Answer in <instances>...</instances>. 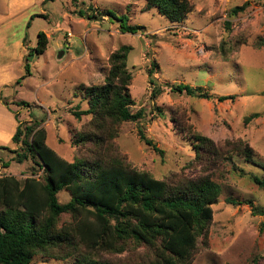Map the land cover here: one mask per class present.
<instances>
[{"label": "rangeland", "instance_id": "obj_1", "mask_svg": "<svg viewBox=\"0 0 264 264\" xmlns=\"http://www.w3.org/2000/svg\"><path fill=\"white\" fill-rule=\"evenodd\" d=\"M187 1L192 11L182 22L170 23L145 0H0V48L8 54L2 60L6 85L0 88L8 104L0 100V146L6 148L0 150V177H32V160L17 163L14 152L24 147L8 138L17 123L41 121L46 145L66 162L92 158L96 146L75 143L89 130L91 116L77 120L72 114L88 109L86 89L104 83L110 55L129 47V109L143 110V117L118 124L103 149L116 151L132 169L159 181L206 176L219 185L211 223L198 236L190 264H264V191L253 182V177L264 180V0ZM236 7L243 10L233 14ZM106 11L120 19L105 16ZM126 26H142L143 31L121 33ZM40 32L46 49L26 62ZM151 62L163 89L154 99L147 77ZM164 84L200 88L211 98L174 94ZM222 96L233 99L218 101ZM21 101L29 106H16ZM15 115L16 124L11 122ZM139 130L161 155L140 140ZM195 136L212 144L196 149ZM239 145L252 150L251 161L237 151ZM225 146L231 151L225 153ZM217 149L220 155L212 153ZM57 199L66 204L69 194L61 191ZM72 223L71 215L63 214L56 227ZM75 247L89 254L76 241ZM67 252L40 253L31 264H79L75 255L65 258ZM89 255L101 264L153 260L146 247L134 244L117 254Z\"/></svg>", "mask_w": 264, "mask_h": 264}, {"label": "trees", "instance_id": "obj_2", "mask_svg": "<svg viewBox=\"0 0 264 264\" xmlns=\"http://www.w3.org/2000/svg\"><path fill=\"white\" fill-rule=\"evenodd\" d=\"M76 1V0H72ZM170 23H180L192 11L187 0H145ZM243 10L236 7L232 13ZM105 16L117 18L109 11ZM125 22V18L121 19ZM121 33L137 34L142 26L120 27ZM47 46L44 33L37 34L36 45L30 49L26 62L33 55H41ZM129 47H121L108 59L109 69L102 85L86 89L88 109L72 115L79 120L91 116L89 130L75 143L96 146L91 159H76L69 163L61 159L46 145V132L41 121L29 126L17 123L11 141L21 143L23 152L16 153L21 164L31 159L32 177L19 181L13 176L0 177V264H31L40 253L58 250L66 257L75 255L79 264H101L93 261L90 253L117 254L127 244L146 247L153 255L147 264H190L198 236L205 235L212 220V208L220 195V187L209 177L175 180L171 183L154 179L146 172L132 169L116 151L103 149V142L115 137V127L122 122H136L143 110L130 112L133 105L128 93L131 74L126 67ZM155 62L147 70L152 86L151 98L163 89L154 77ZM25 69H28L25 63ZM18 81V80H17ZM171 93L188 97L210 99L200 88L184 84H164ZM232 96L217 98L223 102ZM2 104H8L0 95ZM16 106L28 107L24 101ZM256 114L247 118H254ZM26 139L21 140V137ZM29 137V141H27ZM142 142L154 152H162L139 130ZM196 149L206 148L211 141L195 136ZM225 148V153L230 152ZM6 148L0 146V150ZM245 161H251L252 150L239 145L237 149ZM220 155V149L212 150ZM211 154V153H210ZM198 157V156H197ZM3 167H8V163ZM36 169V170H35ZM37 171L41 174L36 177ZM253 182L264 191V180L253 177ZM69 194V201L60 204L59 192ZM231 205L241 202L226 200ZM251 204L250 201L245 202ZM70 214L72 225L57 228L60 215ZM264 231V224H261ZM86 248L84 255L74 242ZM75 249V250H74ZM74 250V251H73Z\"/></svg>", "mask_w": 264, "mask_h": 264}, {"label": "crops", "instance_id": "obj_3", "mask_svg": "<svg viewBox=\"0 0 264 264\" xmlns=\"http://www.w3.org/2000/svg\"><path fill=\"white\" fill-rule=\"evenodd\" d=\"M7 51V50H6ZM6 51L5 50H3V48L1 47L0 48V88L2 87V86H4V85H6L5 83H6V81H5V75H4V61H2V60H4V57L5 56H7L8 54L6 53ZM2 57H3V59H2ZM1 93V92H0ZM1 95V94H0ZM1 120L3 119V117H1L0 118ZM12 123H14V124H16V122H15V120L14 121H11ZM1 130V129H0ZM13 133H14V131H11V132H9L8 133V138L11 140V137H12V135H13Z\"/></svg>", "mask_w": 264, "mask_h": 264}, {"label": "water", "instance_id": "obj_4", "mask_svg": "<svg viewBox=\"0 0 264 264\" xmlns=\"http://www.w3.org/2000/svg\"><path fill=\"white\" fill-rule=\"evenodd\" d=\"M62 54H60V56H61Z\"/></svg>", "mask_w": 264, "mask_h": 264}]
</instances>
